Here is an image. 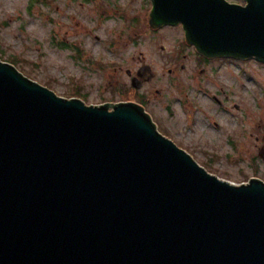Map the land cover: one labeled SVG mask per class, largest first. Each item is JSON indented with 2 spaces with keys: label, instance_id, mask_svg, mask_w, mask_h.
Returning <instances> with one entry per match:
<instances>
[{
  "label": "water",
  "instance_id": "1",
  "mask_svg": "<svg viewBox=\"0 0 264 264\" xmlns=\"http://www.w3.org/2000/svg\"><path fill=\"white\" fill-rule=\"evenodd\" d=\"M150 1V27L181 25L200 56L264 65V0ZM0 264H264V182L209 174L136 104L65 99L0 60Z\"/></svg>",
  "mask_w": 264,
  "mask_h": 264
},
{
  "label": "rangeland",
  "instance_id": "2",
  "mask_svg": "<svg viewBox=\"0 0 264 264\" xmlns=\"http://www.w3.org/2000/svg\"><path fill=\"white\" fill-rule=\"evenodd\" d=\"M149 7V0H0V60L14 62L59 97L88 106L118 101L123 96L116 83L130 85L126 71L147 65L155 75L146 85L153 98L149 109L161 133L221 180L264 182V65L215 59L206 77H194L197 58L180 26L143 32ZM211 94L225 101V113ZM186 129L197 133L193 144Z\"/></svg>",
  "mask_w": 264,
  "mask_h": 264
},
{
  "label": "flooded vegetation",
  "instance_id": "3",
  "mask_svg": "<svg viewBox=\"0 0 264 264\" xmlns=\"http://www.w3.org/2000/svg\"><path fill=\"white\" fill-rule=\"evenodd\" d=\"M225 1L228 2V3H230V4H236V5L245 6V3L242 0H225ZM100 2H101V0H100ZM149 2H150V7L148 8V11L145 13V17L146 16L148 17L147 18V27L143 29V32H145V31H148L149 32L150 31V32H152L154 34L155 31H159L162 28L167 27V26H164V27L159 28V29H154V28H151L150 27V25H149V13L152 10V3H151L150 0H149ZM118 12H121V11L118 10ZM102 13L104 15V14H106V11H104ZM179 26L182 28L181 25H179ZM176 27H178V26H176ZM134 32L136 33L137 31H134ZM134 39L135 38H133V40ZM184 40H185V38H184ZM185 45L187 46V44H185ZM188 47L194 50L193 51L194 52V55H196V58H197V60H196V62H197V66H196L197 69L195 70V75H193V76L196 77L199 74V78L200 79H203L204 77H206L204 74H206V72H207L206 71V68L208 67L207 65H209V63H211L215 59H221V60H225V61H230V60L231 61H235V60L236 61H246V60H237V59L226 58V57H224V58L207 59V58H205V57L200 56L199 54H197L196 51H195V49H194V47H192V46H188ZM181 69L184 70V65L181 66ZM174 70L176 71V68ZM168 73L169 74H172L173 73V70H168ZM126 75L129 78L130 85H124L125 83L124 84H117L116 83V85L114 87L115 90L118 91V93L123 96V97H120V99H122V100L119 99L118 101H115V102H110L109 101V102H105V104L106 105H109L110 108L113 105H117V104H120V103H133V104H136V105L140 106L150 116L152 122L156 126L157 131L160 134H162V136H164L165 138H167L168 140H170L171 142H173L178 148H180L184 152L188 153L193 159H195L194 156L190 152H188L186 149L180 147L175 142V140L170 137L169 134H163V133H161L159 124H157V121H156L157 117L153 113H151V111L149 109L150 104L153 102L152 101L153 98L149 95V93H148L149 91H148L146 85H147V83L151 82L154 79V77H155V75L153 73V70L149 66H147V65H142L138 70H135L134 72L127 70L126 71ZM220 90H221V92L223 94L224 91H222V90H224V89L223 88H220ZM183 92H185V91H183ZM124 93H127L130 96L124 97ZM157 93L159 94V92H157ZM210 96L212 97V99H213L214 102L215 101L217 102V105L219 107L218 108L219 111H221L222 113H225L228 110V107H224V102L225 101L224 100H221L222 99L221 97H219V98L217 97V99H219V100H217V99H214V94H211ZM187 97H188L187 95L184 96L185 99H183V100L185 102L187 100ZM226 102H228V97H226ZM189 121L191 123H193V124L195 123V121H192V118H190ZM214 126L217 127V128L219 127L218 124H214ZM184 134H185L184 135L185 138H187L189 141H191V144H193V142H192L193 141L192 140V136L193 135H196L197 133H193L192 130H187L186 129V131H184ZM231 140H232L231 143L234 144V147L236 149H241L242 146L240 145L238 147L237 144L235 143V138L234 139L232 138ZM237 140L239 142H241L239 139H237ZM236 152L238 153V150H236ZM240 159H241V157H238V159H237L238 161L237 162H240L239 161ZM233 161H235V160L233 159Z\"/></svg>",
  "mask_w": 264,
  "mask_h": 264
},
{
  "label": "trees",
  "instance_id": "4",
  "mask_svg": "<svg viewBox=\"0 0 264 264\" xmlns=\"http://www.w3.org/2000/svg\"><path fill=\"white\" fill-rule=\"evenodd\" d=\"M5 62L10 63V64H12L13 66L16 65L14 62H8V61H5Z\"/></svg>",
  "mask_w": 264,
  "mask_h": 264
}]
</instances>
